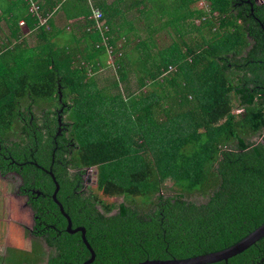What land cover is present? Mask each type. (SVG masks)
<instances>
[{"label": "trees", "instance_id": "trees-1", "mask_svg": "<svg viewBox=\"0 0 264 264\" xmlns=\"http://www.w3.org/2000/svg\"><path fill=\"white\" fill-rule=\"evenodd\" d=\"M30 1L0 0L10 29L0 44V163L52 165L56 198L94 252L89 264L218 251L264 221V5L205 0L203 11L178 0L161 21L145 1L130 15L127 0H65L66 18L83 17L79 35L57 45L43 24L29 46L17 25H36ZM108 48L113 72L98 78ZM37 166L0 170L28 188L31 232L52 248L45 264H81L90 252L65 229L54 181ZM206 264H264V236Z\"/></svg>", "mask_w": 264, "mask_h": 264}, {"label": "crops", "instance_id": "crops-1", "mask_svg": "<svg viewBox=\"0 0 264 264\" xmlns=\"http://www.w3.org/2000/svg\"><path fill=\"white\" fill-rule=\"evenodd\" d=\"M4 1L6 2V0H4ZM63 1H65V0H31L29 3V11L31 12V14L35 15V17H36V25H34L32 27H28L27 24L25 23L24 19H19L17 26L19 28L20 35H21L20 40H26L25 39L26 36H32V35H34L35 39L37 40V38H39V36H40L39 33L36 34L37 27L39 25L40 26L43 25V24L39 23L38 20H40L39 19L40 17L47 16L48 13L50 14V16H47L46 25H43V26L45 28L46 34H48L47 37H48L49 41H51L53 43H56V42L58 43V42L62 41L59 45H64L65 44L64 41L58 39L59 35L62 32L70 34L69 35L70 40L75 35H79L80 30H76L75 26H79L80 24H82L81 22H83L82 21L83 17L73 18V19L72 18H70V19L66 18L64 10L61 6ZM113 1H115V0H105V3L111 4ZM144 1L146 4V7L150 10L156 9V12H154V15H156L158 17V19L160 17L161 21H164V19L170 14L171 5H174V2H176L178 0H127L126 3L129 2L131 4V8L129 9L130 15H134V13L136 12V10L138 8L141 9L143 6V4L141 2H144ZM199 1H201V3H200L201 5L204 4L203 5L204 8L202 7V10L203 11L208 10V8H209L208 2L205 0H199ZM199 1H197V2H199ZM241 1H243V2L241 3ZM249 1H251V4L249 3ZM31 2L36 3L37 5L41 6V7L38 6L36 14L33 10L30 9V7H32ZM197 2L192 3L188 6L191 7L192 9L197 8V5H196ZM136 3H138V5ZM246 3L250 4V9H251V11H253V4L255 6L264 5V0H239L240 5L246 4ZM188 6H186V7H188ZM42 10L45 11L44 14H43ZM184 11H185V9L183 10V12ZM259 14H262L264 16V9L260 10ZM0 15H1V13H0ZM158 21L160 23H162L160 20H158ZM194 22L197 24V23H199V20L197 18H195ZM0 25H1V27H0V29H1L0 44H3L7 41V35L10 32L9 27L6 25V23L4 21V16H2V17L0 16ZM153 25H156L155 21H154ZM21 33H23V35ZM3 256H6V257L8 256V252L6 251V248L4 249V252L0 253V258H3ZM14 264H17V263H14Z\"/></svg>", "mask_w": 264, "mask_h": 264}, {"label": "rangeland", "instance_id": "rangeland-1", "mask_svg": "<svg viewBox=\"0 0 264 264\" xmlns=\"http://www.w3.org/2000/svg\"><path fill=\"white\" fill-rule=\"evenodd\" d=\"M201 1L197 2V9H202V7L204 8V4H200ZM47 16H50V14L48 13ZM39 23L41 24H46V22H43V18L40 17ZM23 35V33H21ZM70 34L62 32L58 39L59 40H63L64 43H67L70 40L69 37ZM26 42L29 46H32L33 44L36 43V39L35 36H26L25 37ZM36 40V41H35ZM62 42V41H61ZM61 42H56L57 45H59ZM168 42V37H164L162 39L159 40V44L163 45L164 43L166 44ZM102 59H104V63L106 61L109 62L108 65L102 67L105 69V72L100 73V75H98V78H101L103 76H107L112 74L111 72H113V70L110 67V63H112L111 58L108 56V54H105V57L103 56ZM111 69V70H110ZM129 84H130V88L132 90H135L137 87V83L134 79V77H130L129 80ZM101 84V82H100ZM66 115H64V122H66ZM256 138V137H255ZM258 138V137H257ZM90 175V180H88V176ZM85 178V183L88 184V186L90 188H93V186L95 185V169L93 167H89L88 169H86V173L84 175ZM2 178H0V181H5L8 184L11 185V192L8 193V195L11 197V199L17 203L19 202H23L21 207L25 208L28 210L29 216H30V224L25 226L26 227V234H27V240H28V244L25 247L22 248H17L16 246H14L13 244L5 241L3 244H0V253L4 252V249L6 248V251L8 252V256H3V258H0V264H45L48 256L50 253H52V248H50L49 246H47V244L45 243V240L39 236H35L32 235L31 233V228H32V224H33V211L32 208L30 207V205L26 202V198L24 196H20V193H16V188L17 185L20 183L21 179L19 177L18 174H9L7 176H4L3 179L5 180H1ZM167 183H169V181H166ZM17 195V196H16ZM200 200H202L201 198H199ZM7 207H11V204L6 205Z\"/></svg>", "mask_w": 264, "mask_h": 264}, {"label": "water", "instance_id": "water-1", "mask_svg": "<svg viewBox=\"0 0 264 264\" xmlns=\"http://www.w3.org/2000/svg\"><path fill=\"white\" fill-rule=\"evenodd\" d=\"M59 98L61 100V92H59ZM49 174L52 177L54 184H55V188L51 196L54 199V201L57 203V205L59 206V209L64 215V217L66 218L67 223H66L65 229L70 233H74V232L81 233V239L90 252V257L87 260L83 261L81 264H89L94 259V252L85 238V230L82 226H76L74 228L71 226L70 218L64 212L61 203L56 198V193L58 191L59 185L56 182L55 176L53 175V173L49 171ZM88 180H90V175L88 176ZM262 236H264V221L259 226L254 228L252 231L247 233L240 240H238L237 242L233 243L232 245L224 249L209 252V253L199 254V255H195L192 257L184 258V259H147L144 261L137 262L135 264H206V263L216 262L219 260H226L227 258L232 257L242 252L243 250L248 248L250 245H252L254 242H256L258 239H260Z\"/></svg>", "mask_w": 264, "mask_h": 264}, {"label": "clouds", "instance_id": "clouds-1", "mask_svg": "<svg viewBox=\"0 0 264 264\" xmlns=\"http://www.w3.org/2000/svg\"><path fill=\"white\" fill-rule=\"evenodd\" d=\"M10 192L11 185L0 181V244L7 241L17 248H22L28 244L25 226L29 225L31 220L28 210L21 207L23 202L13 201L8 195ZM9 204L11 207L6 206Z\"/></svg>", "mask_w": 264, "mask_h": 264}, {"label": "flooded vegetation", "instance_id": "flooded-vegetation-1", "mask_svg": "<svg viewBox=\"0 0 264 264\" xmlns=\"http://www.w3.org/2000/svg\"><path fill=\"white\" fill-rule=\"evenodd\" d=\"M61 99H62V97H61ZM66 104L67 103H63L61 100H60V106H59V108L58 107H56V110H58V111H62L65 107H66ZM64 115L65 114H62L59 118H58V124H57V130H56V133H57V135H60L61 133H63V131L66 129V126H67V124H66V122H64ZM5 158H6V156H4ZM8 158V157H7ZM6 158V159H7ZM10 158V157H9ZM35 159V157H29V158H27V157H22V159H20L19 161H16V160H12V163H11V161L9 160V162L10 163H6V164H1L0 163V166L1 167H3V166H5V167H8V166H17V167H19L20 168V170L22 171L23 170V167H24V165L25 164H37L38 166V168H40L42 171L43 170H46L47 172L48 171H52V170H50V168H51V166L52 165H48V167H44V166H42V165H40V164H38V162L36 161V160H34ZM46 171H43V172H46ZM9 174H18L19 175V173H17V171H14V170H7L6 172H4V173H2V171L0 170V178H2L1 180H5V179H3V177L4 176H7V175H9ZM19 177H20V175H19ZM20 179H21V177H20ZM21 185H22V180L20 181V183L17 185V188H16V193L18 192V193H20V196H24L25 198H26V202H27V199H28V188L27 187H21ZM30 190V192H31V188L29 189ZM27 192V193H26ZM38 192V194H39V190L37 191ZM32 196V195H31Z\"/></svg>", "mask_w": 264, "mask_h": 264}, {"label": "built area", "instance_id": "built-area-1", "mask_svg": "<svg viewBox=\"0 0 264 264\" xmlns=\"http://www.w3.org/2000/svg\"><path fill=\"white\" fill-rule=\"evenodd\" d=\"M31 6L32 7H30V9L31 10H33L34 12H35V14H36V11H37V9H38V5L36 4V3H32L31 2ZM33 12V13H34ZM91 17H93L94 19H95V21H96V26L98 27V29L100 30V26H101V24H102V22L100 23V21H99V19H100V17L102 16V13H101V11L98 9V8H96V7H94L93 9H92V14L90 15ZM43 18V22H46V20H47V16H43L42 17ZM46 25V24H45ZM102 36V35H101ZM102 38H103V36H102ZM107 54H108V56L112 59L113 58V55L110 53V49L108 48V50H107ZM114 59V58H113ZM162 75H165V73H163Z\"/></svg>", "mask_w": 264, "mask_h": 264}]
</instances>
